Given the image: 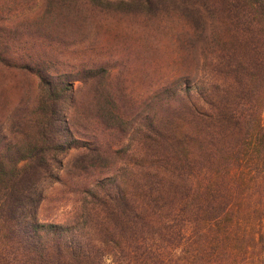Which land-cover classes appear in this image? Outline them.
Here are the masks:
<instances>
[{
    "label": "trees",
    "instance_id": "obj_1",
    "mask_svg": "<svg viewBox=\"0 0 264 264\" xmlns=\"http://www.w3.org/2000/svg\"><path fill=\"white\" fill-rule=\"evenodd\" d=\"M0 264H264V0H0Z\"/></svg>",
    "mask_w": 264,
    "mask_h": 264
},
{
    "label": "rangeland",
    "instance_id": "obj_2",
    "mask_svg": "<svg viewBox=\"0 0 264 264\" xmlns=\"http://www.w3.org/2000/svg\"><path fill=\"white\" fill-rule=\"evenodd\" d=\"M120 32H112L111 30H106V32H105L106 34L103 36V38L100 39V41L102 43L106 44L107 43L106 41L109 40L107 38L111 34L116 35L117 36V41H119V42H118V44L115 43V45H116L115 48L118 49L119 46H122V45L125 46V44L127 45L128 43H133L134 40H135L134 38L138 37L136 35L137 33H135V34L131 33V31L127 30L126 27H124V26L121 28ZM107 33H109V36H107ZM134 35H136V36H134ZM122 43H124V44H122ZM113 54H114L115 57L117 56V52H113ZM113 73H116V70H113ZM3 84H7L6 78L4 79ZM76 85L77 84H75V86ZM8 92H13V91H9L7 89V86H5L4 87V96L7 98V100L9 101V105L11 106L12 105L11 102L15 101V100H13V98L15 97L14 95H16L17 93L19 94V92H13V94L12 93H8ZM50 205L51 204H49V206ZM58 205L59 206H58V209L56 211H54V210L45 211V214H50L52 212V213H55L54 214V218L63 219L64 217L69 215V213L71 212L72 207H73L74 204L72 202H65V203L62 202L60 204L58 203Z\"/></svg>",
    "mask_w": 264,
    "mask_h": 264
}]
</instances>
